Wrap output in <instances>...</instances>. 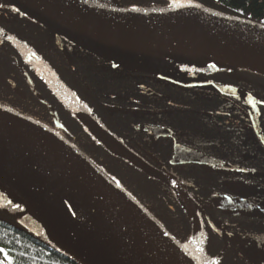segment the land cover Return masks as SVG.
Masks as SVG:
<instances>
[{
	"label": "flooded vegetation",
	"instance_id": "flooded-vegetation-1",
	"mask_svg": "<svg viewBox=\"0 0 264 264\" xmlns=\"http://www.w3.org/2000/svg\"><path fill=\"white\" fill-rule=\"evenodd\" d=\"M154 61L181 71L179 77L187 82L200 78L176 68L167 60L154 58ZM217 83L238 89L264 104L242 87ZM0 104L72 143L92 162L96 160L102 170L104 159H113L126 165L124 169L115 168L116 173L130 170L160 181L176 194L178 202L177 193L168 184L146 174L118 151L106 149L80 118L101 134L100 139L124 147L136 159L172 179L202 210L201 202L187 191L184 183L189 186L200 183L205 188L212 186L206 204L219 213H226L216 206L219 201L251 206V200H241L224 186L230 179L250 181L247 178L257 173L247 167L249 157L258 156L264 160V149L252 129L245 106L222 94L181 86L150 72L92 55L7 0H0ZM258 111L257 121L264 139V107L258 106ZM253 140L258 146L252 144L256 152L251 155L247 152V144ZM205 160L221 165V170L204 165ZM227 166L254 173L250 176L231 175L223 171ZM254 212L226 214L244 219ZM191 213L197 216L201 232V222L205 224L202 216L192 209L187 214L193 220ZM221 241L219 253L223 248Z\"/></svg>",
	"mask_w": 264,
	"mask_h": 264
},
{
	"label": "water",
	"instance_id": "water-1",
	"mask_svg": "<svg viewBox=\"0 0 264 264\" xmlns=\"http://www.w3.org/2000/svg\"><path fill=\"white\" fill-rule=\"evenodd\" d=\"M164 1L169 4L159 7L123 8L110 3L106 8L90 9L69 6L57 0H7L26 15L92 55L150 72L181 86L236 99L246 107L252 129L264 149V139L257 121L258 106L264 107L263 103L238 89L202 78L187 82L179 77L181 71L171 65L157 63L154 58H160L164 62L165 58H171L182 62L248 69L215 62L182 60L155 52L124 48L126 43L150 37L178 36L250 53L264 61V26L220 13L190 0ZM58 44L64 51L60 41ZM18 47L28 54L22 46ZM37 97L45 104L39 95ZM80 120L106 149L118 151L128 162L146 174L168 184L177 193L180 204L182 205L183 200L189 208L188 212L182 205L186 212L190 213L195 209L200 213L208 228L223 240L221 252L209 263L217 264L229 246L228 239L210 223L205 212L186 192L166 175L136 159L124 147L100 139L101 134L92 125L87 124L83 118ZM0 157L21 174L23 187H26L25 191L22 187L9 188L0 185V196L16 197L24 208L29 200H43L71 216L103 245V252L97 254V259L91 262L186 264L179 251L180 243L84 153L47 127L1 104ZM175 158L176 155L173 161ZM191 161L193 163V160ZM205 162L204 165L221 170V165L214 161ZM223 171L240 176H250L254 173L233 166L224 167ZM216 206H220L226 213L238 215L257 209L245 204H236L234 201H219ZM191 214L196 226V230L193 228V236L196 232L198 236V218ZM46 239L80 263L90 264L68 253L52 240Z\"/></svg>",
	"mask_w": 264,
	"mask_h": 264
},
{
	"label": "trees",
	"instance_id": "trees-1",
	"mask_svg": "<svg viewBox=\"0 0 264 264\" xmlns=\"http://www.w3.org/2000/svg\"><path fill=\"white\" fill-rule=\"evenodd\" d=\"M110 1L124 8L159 7L169 4L164 0H151L148 3L138 2L139 0ZM190 1L220 13L264 26V0ZM165 59L176 68L192 72L204 80H214L215 83H231L230 85L235 87H242L248 94L264 102V75L224 65ZM253 143L258 146L256 140L249 141L247 144V152L251 155L256 152L252 147ZM104 161L103 171L139 203L175 241L185 243L192 238L193 228L190 217L179 204L176 194L172 190L160 181L142 173L131 172L130 170L116 173L114 172L115 168L124 169L126 165L119 164L113 159H104ZM96 162L95 160L94 163L96 164ZM247 167L257 172L247 179L264 186V160L258 156L249 157ZM184 186L195 199L201 202L203 210L214 227L226 236L233 235L242 240H253L264 236V206L241 219L239 216L219 213L215 208H210L206 204L208 196L212 193L210 189L212 186L205 188L200 183L195 184V186L184 183ZM168 206H171V209ZM221 246V239L201 222L198 248L203 263L205 264L206 251L211 255L210 263L219 253ZM235 248L230 245L229 250L217 264H253L249 259L238 255ZM0 249L10 255L9 264H82L30 228L20 216L9 217L4 213H0ZM3 251H0V264H4L2 263Z\"/></svg>",
	"mask_w": 264,
	"mask_h": 264
},
{
	"label": "rangeland",
	"instance_id": "rangeland-1",
	"mask_svg": "<svg viewBox=\"0 0 264 264\" xmlns=\"http://www.w3.org/2000/svg\"><path fill=\"white\" fill-rule=\"evenodd\" d=\"M105 1L110 4L109 0ZM224 186L241 200H251V206L254 208L264 206V186L241 178L230 179L229 182H225ZM23 189L26 191V187ZM0 213L9 217L21 216L26 224L68 253L90 264H102L97 261L91 262L97 259V254L103 252L101 242L83 225L52 204L43 200H29L28 205L24 208L16 197L0 196ZM228 241L233 247H236L235 250L241 257L249 259L253 264H264V236L253 240H242L229 235ZM2 257V263H10L11 257L5 251H3ZM105 258H107V254ZM210 259L211 255L206 251L205 264H209ZM200 263L202 264L201 259Z\"/></svg>",
	"mask_w": 264,
	"mask_h": 264
},
{
	"label": "bare ground",
	"instance_id": "bare-ground-1",
	"mask_svg": "<svg viewBox=\"0 0 264 264\" xmlns=\"http://www.w3.org/2000/svg\"><path fill=\"white\" fill-rule=\"evenodd\" d=\"M73 7L106 8L105 0H57ZM182 1V0H177ZM124 48L132 51L155 52L188 61L215 62L242 67L264 74V61L246 52L227 49L201 40L178 37L157 36L141 41L126 43ZM24 180L21 174L0 157V185L9 188L22 187ZM182 205L189 208L182 200ZM195 230L196 227L194 226ZM180 254L186 264H201L198 251V236L196 234L187 242L179 244Z\"/></svg>",
	"mask_w": 264,
	"mask_h": 264
},
{
	"label": "snow or ice",
	"instance_id": "snow-or-ice-1",
	"mask_svg": "<svg viewBox=\"0 0 264 264\" xmlns=\"http://www.w3.org/2000/svg\"><path fill=\"white\" fill-rule=\"evenodd\" d=\"M0 251H3L2 249H0Z\"/></svg>",
	"mask_w": 264,
	"mask_h": 264
}]
</instances>
